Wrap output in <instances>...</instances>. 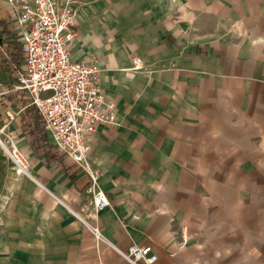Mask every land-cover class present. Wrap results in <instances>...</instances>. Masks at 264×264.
<instances>
[{
	"label": "crops",
	"instance_id": "0c3cea01",
	"mask_svg": "<svg viewBox=\"0 0 264 264\" xmlns=\"http://www.w3.org/2000/svg\"><path fill=\"white\" fill-rule=\"evenodd\" d=\"M71 2V58L98 60L100 87L116 104L117 124L90 139L89 166L111 207L93 214L87 174L45 128L50 150H40L8 63L25 29L8 0H0L10 32L0 26V123L19 124L9 133L47 192L44 207L98 225L102 240L91 236L76 264H128L119 252L131 244L151 246L155 264H264V0Z\"/></svg>",
	"mask_w": 264,
	"mask_h": 264
},
{
	"label": "built area",
	"instance_id": "2783aa9c",
	"mask_svg": "<svg viewBox=\"0 0 264 264\" xmlns=\"http://www.w3.org/2000/svg\"><path fill=\"white\" fill-rule=\"evenodd\" d=\"M22 32L23 65L15 71L14 91H22L29 104L41 115L55 150L70 158L89 178L85 189L92 211L97 216L111 203L98 184L99 172L92 170L90 139L99 126H115V102L100 87L98 60L75 61L71 58L73 41L78 37L71 0L57 5L53 0H8ZM139 57L131 59V72L142 69ZM11 118V115L9 116ZM0 144L18 175L29 172L26 155L7 134ZM96 240H102L97 224L81 219ZM128 264H155L157 256L151 246L131 244L119 252Z\"/></svg>",
	"mask_w": 264,
	"mask_h": 264
},
{
	"label": "rangeland",
	"instance_id": "374dc122",
	"mask_svg": "<svg viewBox=\"0 0 264 264\" xmlns=\"http://www.w3.org/2000/svg\"><path fill=\"white\" fill-rule=\"evenodd\" d=\"M17 128L18 123L5 128L1 141L9 132L17 135ZM28 164V174L18 175L0 144V264H76L81 246L93 235L67 208L44 207L47 192L29 177L34 175Z\"/></svg>",
	"mask_w": 264,
	"mask_h": 264
},
{
	"label": "trees",
	"instance_id": "16d2710c",
	"mask_svg": "<svg viewBox=\"0 0 264 264\" xmlns=\"http://www.w3.org/2000/svg\"><path fill=\"white\" fill-rule=\"evenodd\" d=\"M0 26L3 27V31L6 34H9V31H5L6 27L4 26L3 22L0 23ZM9 49L11 51V55L9 56V60L8 63H12L15 64L17 66V70H19L20 66H22L23 64V58L21 55V51H22V46L16 42H11L9 44ZM26 113L28 114V116L30 117V119H32L34 121V129L32 131V133L37 137V141L40 144V150L44 151L45 150H50V146L46 145V138H45V133H44V122L43 119L41 117V115L39 114V112L37 111V109L35 107L32 106H28L26 109ZM46 160L47 162H52V163H56V164H61L62 161V157L54 154L52 156H50L49 154H46Z\"/></svg>",
	"mask_w": 264,
	"mask_h": 264
},
{
	"label": "bare ground",
	"instance_id": "6f19581e",
	"mask_svg": "<svg viewBox=\"0 0 264 264\" xmlns=\"http://www.w3.org/2000/svg\"><path fill=\"white\" fill-rule=\"evenodd\" d=\"M3 149L6 151V148L5 147H3ZM72 213H74V212H72ZM75 214V213H74Z\"/></svg>",
	"mask_w": 264,
	"mask_h": 264
}]
</instances>
